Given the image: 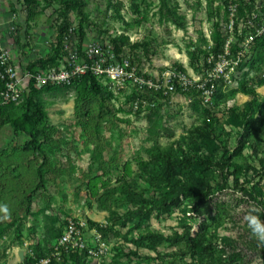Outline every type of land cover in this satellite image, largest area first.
<instances>
[{
  "label": "trees",
  "instance_id": "1",
  "mask_svg": "<svg viewBox=\"0 0 264 264\" xmlns=\"http://www.w3.org/2000/svg\"><path fill=\"white\" fill-rule=\"evenodd\" d=\"M130 1L135 19L139 21L137 24L145 22L148 16V9L142 10L145 2ZM214 1L209 0L206 9L208 20L212 24L210 38L201 28L198 30V40H192L188 45L189 68L198 73L209 68L206 65L209 56L223 53L228 35L224 34L222 23L229 22L231 7L237 6L236 17L239 21L264 11L259 7V2L264 4V0H221L216 9H211ZM48 7H52L57 16L55 43L51 44L45 57L28 63L26 68L30 72L67 66L68 53L65 51L64 38L71 34V30L81 59L89 46V32H96L105 45H113L118 58L129 56L139 68V74L143 73L142 60L137 51L143 50L144 57L149 60L154 55L148 50L149 44L146 42L134 43L126 31L118 33L94 22L88 12L86 0H16L12 10L16 12L19 9L26 14L22 29L24 34L18 32V43L23 40L29 45L31 34L26 28L30 29L31 24L36 23ZM122 7V3L109 2V9L114 11V19L121 20L126 30H131L135 27L136 21L126 22L121 14ZM179 10V4L173 0H159L160 20L186 31L188 22L186 16ZM239 21L236 31L239 28ZM200 24L202 25L203 21ZM247 35L246 32L241 36L235 34L237 41L232 44L234 52L240 50ZM20 45L25 46L24 43ZM263 64L264 37H260L254 41L251 55L238 69V84L226 89L221 84L209 107L203 102L201 94L192 89L178 90L180 96H184L187 101L192 99L189 103L182 97L181 100L163 97L159 101L158 99L163 96L161 93L138 90L136 87H128L116 95L104 84L102 78L89 71L85 75L77 76L66 86L37 87L31 81L29 91H23L20 100L1 108L0 130L4 126H9L15 136H26L27 142L22 146L23 157H34L33 160L38 157L42 161L36 170L39 182L27 198L30 204L35 194L46 189L49 148L45 147L44 143L47 141L46 138L54 137L57 132L52 126L48 111L51 103L45 96L65 97L72 92L77 102L79 119L97 122L91 130L95 142L90 167L88 173H85V177L88 178L85 188L88 196L95 200H100L98 198L100 191L105 189L107 195H103V198L110 197V202L108 206L104 205V208L111 211V214L106 224L86 220L87 232L97 231L108 244L113 237L121 238L123 244L112 247L111 254L105 257L95 258L87 249L76 250L64 254L60 260L53 259L49 264H157V262L165 264L167 258L175 256L180 257L182 264H245L243 250L239 249L237 238L222 234V231L228 230L229 223L234 219L230 204L218 200L214 208L212 202L217 194H224L226 190L233 189L243 198L252 201L259 210L257 215L260 220H264V185L261 183L264 180V95L259 94L255 84L257 82L259 86H264V79L259 78L255 81L249 76L253 71H260ZM172 68L184 73L188 71L180 63H175ZM165 70L167 68L162 72ZM145 77L152 76L146 74ZM237 95H244L250 99L242 105H237ZM144 98L149 104H142ZM119 99L123 100V103L116 109L114 102ZM173 100L189 105L197 115V123L178 137L161 124L160 113ZM120 113L134 116L138 120L147 114L149 131L154 135L148 159L136 160L137 171L133 170L130 161L121 166L116 155L105 159L104 152L109 145L108 142H103L105 141L101 131L103 121L117 119ZM121 122L130 123V120ZM161 138L173 141L163 146L160 143ZM118 170L121 173L117 179L118 187L111 191L110 180L107 178ZM256 177L259 178L258 181ZM177 212L182 216L179 217L180 231L174 230L176 231L174 235L151 227L153 221H166L173 218ZM77 220L68 218L60 221V226L50 231L49 237L54 241L53 246L62 237L69 222ZM191 220L195 223L200 222L199 230L194 237ZM13 226H18L16 237L23 246L28 240H24L22 236V218L15 219L11 226L0 228V242L9 235V230ZM247 234L248 239H242L245 240L247 250L260 253L264 259V244H261L251 232ZM89 239L90 236L87 234L88 246L96 247ZM52 248L44 247L36 241L30 246L35 257L26 254L24 264H34L46 258ZM162 248H175L176 251L165 253L161 252ZM172 264L177 263L173 261Z\"/></svg>",
  "mask_w": 264,
  "mask_h": 264
},
{
  "label": "rangeland",
  "instance_id": "2",
  "mask_svg": "<svg viewBox=\"0 0 264 264\" xmlns=\"http://www.w3.org/2000/svg\"><path fill=\"white\" fill-rule=\"evenodd\" d=\"M86 1L91 19L99 26L104 25L118 33L126 31L132 42L149 44L148 50L154 53L151 60L144 57L143 50L137 51V54L142 60V71L155 76L159 75L164 68H172L175 63H180L189 70L187 56L189 42L198 40V30L201 28L206 35L211 33L212 24L208 20L206 11L209 0H173L179 4L180 13L186 16L188 22L186 31L160 20L159 0H142L145 2L142 10L148 9V16L147 20L140 24H137L139 21L135 19L130 0ZM110 1L113 4L122 3L121 14L126 22L136 21L134 28L126 30L121 20L114 19V11L109 9ZM15 2L16 0H0V26L3 34L1 41L4 48L11 49L15 53L20 65L26 67L31 60L45 57L49 53L51 44H54L56 39L57 16L53 8L48 7L38 21L31 24L30 29L26 28L31 34L29 45H26V41L23 40L18 43V32L24 34L22 29L26 14L19 9L16 12L12 10ZM220 4L221 0H215L211 9H216ZM201 21H203L202 25ZM12 27L15 30H11ZM89 36V45L101 40L96 32H89ZM23 43L25 46L21 47L20 44ZM249 76L255 81L259 78L264 79V64L260 71H253ZM255 84L259 94L264 95V86H259L257 82ZM45 99L51 103L48 111L52 126L57 132L54 137L46 138L47 141L44 143L45 147L49 148L46 189L35 194L31 204L28 203L27 198L39 182L36 170L42 161L38 157L35 160H33L34 157H23L22 146L27 142L26 136H15L9 126H4L0 130V228L11 226L15 219L22 218V236L24 240H28L22 246L16 237L18 226L11 227L9 235L0 242V264H24V253L28 252L25 244L28 243L32 245L37 241L44 247L52 248L54 241L49 237L50 231L58 228L60 221L75 218L106 224L111 214V211L104 208V205L110 202V197L103 198V195H107L106 190L102 189L98 197L100 200H95L88 196L85 188V183L88 181L85 173H88L90 167L91 152L95 142L91 130L97 122L89 120V123L79 119L77 102L72 92L65 97L45 96ZM248 99L250 98L237 95L236 103L242 105ZM122 103L123 100H116L115 108L118 109ZM146 115L138 120L134 116L120 113L117 119L103 121L104 125L101 129L105 138L103 142H108L109 145L104 152L106 160L116 155L121 166L130 161L133 170L137 171L136 160L148 159V151L154 142V135L149 131L150 124ZM160 115L162 116L161 124L174 132L176 137L197 123L196 113L190 109L189 105L179 100H173ZM127 119L130 123L121 122ZM172 141L161 138L160 143L167 146ZM119 172L120 170L115 171L107 178L110 180L109 190L111 191L118 187L117 179L121 175ZM261 183L264 185V180ZM218 200L230 204L234 216L228 225V230L222 231V234L237 238L240 244L239 249L243 250L245 264H264L263 256L247 250L245 240H242L245 238L247 240L249 237L247 233L251 232L246 217L250 215L259 217L257 206L233 189L226 190L224 194H217L212 202L214 208ZM181 216L182 214L177 212L173 218L166 221H153L151 227L174 235L176 232L174 230L180 231L178 225ZM190 223L193 224L192 236L194 237L199 230L200 222L195 223L191 220ZM119 244H123L122 239L113 237L108 245L112 249ZM172 251L176 249H161V252L165 253ZM21 253H23L22 259ZM173 261L182 264L180 257L177 256L167 258L165 264H172ZM157 264L161 263L157 262Z\"/></svg>",
  "mask_w": 264,
  "mask_h": 264
},
{
  "label": "built area",
  "instance_id": "3",
  "mask_svg": "<svg viewBox=\"0 0 264 264\" xmlns=\"http://www.w3.org/2000/svg\"><path fill=\"white\" fill-rule=\"evenodd\" d=\"M260 3V8L264 9V4ZM237 6L230 8L231 13L229 22L222 23L224 34L228 35V41L223 53L211 55L206 59V65L209 68L201 73L189 69L187 73L179 71L177 68H167L164 72L155 76L151 73H140L139 68L134 65L129 56H116L113 45L104 44L100 40L89 45L85 50L84 57L80 58L78 48L75 47L70 35L65 36V51L68 53L66 64L63 68L38 69L37 72H30L26 67H22L15 53L8 48H4L1 41L2 28L0 26V110L1 108L11 105L21 99L23 91H29L31 81L37 87L44 86H66L79 75H85L89 71L96 77L102 78L104 84L109 87L116 95L128 87H136L138 90H153L161 93L163 97L187 99L180 96L179 89L188 91L196 90L201 94L203 102L209 107L221 84L225 89L236 86L239 78L238 69L240 65L252 53V46L257 38L264 37V11L259 14H253L245 19L236 17ZM261 20V22H260ZM239 23L236 31L237 22ZM9 28V25H8ZM11 30H15L14 27ZM247 33L245 41L242 43L240 50L233 51L232 44L236 43L235 34L239 36ZM17 34V32H15ZM210 38V33L208 35ZM152 77H145V75ZM178 96V97H175ZM245 97L243 95H240ZM246 98V97H245ZM192 102L189 99L187 103ZM140 105V101L138 100ZM137 103V104H138ZM136 104V105H137ZM143 105L149 104L144 98ZM138 108V105L135 109ZM87 222L83 220L70 221L64 234L53 246L51 253L44 259L34 264H49L53 259L60 260L64 254L72 251L88 250L89 254L95 258L105 257L111 254V248L103 240L100 233L95 230L87 232ZM87 234L90 236L89 241L96 247H89ZM26 243V242H25ZM28 249L26 254L35 257L34 251L30 249L31 244H25ZM24 253V256L26 255Z\"/></svg>",
  "mask_w": 264,
  "mask_h": 264
},
{
  "label": "clouds",
  "instance_id": "4",
  "mask_svg": "<svg viewBox=\"0 0 264 264\" xmlns=\"http://www.w3.org/2000/svg\"><path fill=\"white\" fill-rule=\"evenodd\" d=\"M246 220L248 223V227L251 230V233L257 238V240L261 244H264V221H261L256 215H250L246 217Z\"/></svg>",
  "mask_w": 264,
  "mask_h": 264
},
{
  "label": "water",
  "instance_id": "5",
  "mask_svg": "<svg viewBox=\"0 0 264 264\" xmlns=\"http://www.w3.org/2000/svg\"><path fill=\"white\" fill-rule=\"evenodd\" d=\"M21 259L23 258V253L20 254Z\"/></svg>",
  "mask_w": 264,
  "mask_h": 264
}]
</instances>
